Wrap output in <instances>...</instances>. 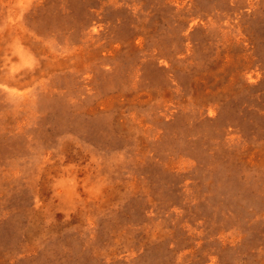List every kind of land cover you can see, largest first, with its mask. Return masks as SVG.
<instances>
[{
    "label": "rangeland",
    "instance_id": "rangeland-1",
    "mask_svg": "<svg viewBox=\"0 0 264 264\" xmlns=\"http://www.w3.org/2000/svg\"><path fill=\"white\" fill-rule=\"evenodd\" d=\"M0 264H264V0H0Z\"/></svg>",
    "mask_w": 264,
    "mask_h": 264
}]
</instances>
